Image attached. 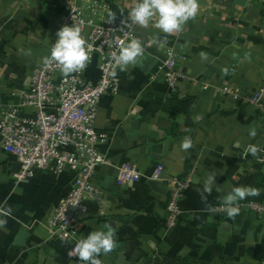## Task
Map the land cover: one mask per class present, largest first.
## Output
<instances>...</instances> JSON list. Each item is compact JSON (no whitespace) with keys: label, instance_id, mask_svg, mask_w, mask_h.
Segmentation results:
<instances>
[{"label":"crops","instance_id":"0c3cea01","mask_svg":"<svg viewBox=\"0 0 264 264\" xmlns=\"http://www.w3.org/2000/svg\"><path fill=\"white\" fill-rule=\"evenodd\" d=\"M71 1L0 0V105L20 104V91L29 86L33 67L49 55ZM111 2L118 4L119 12L132 6V0H101L103 16H111ZM199 5L195 20L175 35L156 29L155 18L146 28L138 25L137 39L149 42L145 56L127 72L118 70L120 91L104 95L99 103L96 128L107 135L99 149L111 164L97 170L95 184L103 195L90 202L79 239L110 223L116 229V246L98 257L103 262L120 264L119 253L123 264L166 253L195 254L212 264H264V216L244 211L233 219L213 211L236 186L260 189L259 196L244 200L264 203V163L245 155L250 144L264 146V109L243 99L264 84V7L250 0H199ZM18 8L25 10L22 18L5 28ZM90 30L85 26L82 35L86 38ZM163 37L180 56L177 69L187 76L175 94L160 69ZM202 51L208 60H201ZM98 66L95 55L86 79H98ZM224 86L232 92L222 94ZM173 95L193 97L192 130L185 127L184 113L145 110L150 102L163 105ZM251 128L257 131L255 137L249 135ZM185 136L194 142L188 151L181 149ZM155 144H161V153H154L158 158L152 155ZM123 163L135 165L144 176L133 184H117L116 166ZM159 165L162 170L156 171ZM18 169V161L0 146V206L13 210L0 229V264H81L78 257L68 256L75 240L59 238L48 229L56 206L73 184L72 173L68 168L58 175L37 170L28 182L17 184L13 173ZM189 173L192 185L181 201L176 226L169 229V179ZM208 176H215V183L204 202L198 189ZM151 179H160L162 193L151 187ZM22 230L28 235L18 246Z\"/></svg>","mask_w":264,"mask_h":264},{"label":"built area","instance_id":"2783aa9c","mask_svg":"<svg viewBox=\"0 0 264 264\" xmlns=\"http://www.w3.org/2000/svg\"><path fill=\"white\" fill-rule=\"evenodd\" d=\"M250 1L264 7V0ZM137 2L132 0L131 8ZM83 6L87 7L88 12H84ZM101 10V0H72L65 5L64 12L65 26H80L82 32L85 26H91L85 39L93 49L91 62L95 55L99 58V77L96 81L86 79V70L65 78L55 62L45 65L41 61L32 69L29 86L20 91V104L0 105V146L19 163V169L13 173L17 184L28 182L37 170L58 175L68 168L72 173L73 184L56 206L48 229L59 238L74 239L75 244L80 240L79 228L89 214L90 202L103 195L102 189L95 184L97 170L111 164L99 149L107 135L96 128L98 106L104 95L120 91L119 69L115 66L114 58L119 54L121 45L137 39L138 25L130 21L129 11L119 12L111 19V16H103ZM57 39L55 36L52 40L48 56ZM142 44L146 50L149 42ZM162 44L165 58L161 60L160 69L175 94L187 76L177 69L180 56L169 44L168 38L163 37ZM113 71L117 73L115 77ZM221 92L232 91L224 86ZM235 95L240 97L239 94ZM243 99L264 109V84L252 95L243 96ZM132 111H135L134 108ZM259 148L262 149L259 153L261 160L257 161L264 163V146ZM116 169V182L119 185L133 184L144 176L131 163H123ZM160 170L161 165L156 171ZM191 185V173L169 179L166 204V225L169 229L176 226L182 213L181 201ZM238 205L240 212H256L264 216L263 202L240 200ZM213 211L221 216L227 214L223 203L214 207ZM100 264L109 263L100 260Z\"/></svg>","mask_w":264,"mask_h":264},{"label":"clouds","instance_id":"9594fccd","mask_svg":"<svg viewBox=\"0 0 264 264\" xmlns=\"http://www.w3.org/2000/svg\"><path fill=\"white\" fill-rule=\"evenodd\" d=\"M123 11V9H121ZM200 11L199 0H138V2L129 10V19L132 23L141 27H148L150 22H155L153 26L168 35H175L183 30V26L190 20H195ZM111 19L115 13L110 14ZM58 39L54 43L50 56L43 58V63L48 65L55 62L61 74L67 78L71 74L81 73L91 63L93 51L82 35L80 26H64L56 33ZM97 51H99L97 49ZM145 56V48L139 39H131L126 44L121 45L119 54L115 56L114 62L116 68L121 72H127L129 66L135 67L141 63ZM201 60H208V53H200ZM245 59H251L250 53L245 54ZM222 73L227 75L228 69L223 68ZM112 75H117L113 71ZM199 119V118H197ZM187 131V129H186ZM249 135L255 137L257 131L255 128L249 130ZM194 142L190 136H185L181 142V149L188 151L192 149ZM262 151L257 145H248L245 155L250 153L261 160L259 153ZM215 176H208L204 181L202 189H198L201 199L207 202V195L211 194ZM260 195V189L251 186H236L230 193L223 197L224 210L229 218H235L240 213L238 201L247 197ZM10 206H0V229L7 225V218L12 216ZM116 246V229L106 223L102 230L90 232L86 238L80 239L68 252L69 257H78L81 264H100L98 257L101 254L110 253Z\"/></svg>","mask_w":264,"mask_h":264},{"label":"trees","instance_id":"16d2710c","mask_svg":"<svg viewBox=\"0 0 264 264\" xmlns=\"http://www.w3.org/2000/svg\"><path fill=\"white\" fill-rule=\"evenodd\" d=\"M57 1V0H56ZM111 10L112 14L119 13L118 4L111 2ZM193 102V97L190 95H185L182 98H178L177 96H171L165 104L159 105L153 102H150L148 106L145 108L149 113H153L159 110H166L169 113L181 112L186 115L185 127L187 129L192 130L194 127V122L191 119L189 114L190 106ZM248 199V198H247ZM131 264H212L207 259L197 256L195 254H185V255H170L166 253H160L156 255L147 254L142 258V260L131 263Z\"/></svg>","mask_w":264,"mask_h":264},{"label":"water","instance_id":"95a60500","mask_svg":"<svg viewBox=\"0 0 264 264\" xmlns=\"http://www.w3.org/2000/svg\"><path fill=\"white\" fill-rule=\"evenodd\" d=\"M25 13V10L22 9V8H18V10L16 11V13L14 14V16L7 22V24L5 25V28H9L10 25L12 24V22L15 20V19H21L22 18V15ZM2 137L0 135V141H1ZM160 148H161V144H155L153 147H152V151H153V157L155 158H158L156 154L154 153H161L160 151ZM167 146H165V150H164V153L167 151ZM149 184L151 185V187L156 190L157 192H163V188L161 187V182H160V179L159 180H156V179H151L149 180ZM166 189V188H165ZM168 191V189H167ZM27 232L22 230L19 232V235L17 237V240L15 242L16 245L18 246H22L23 245V240L25 239V237L27 236ZM57 236V235H56ZM119 256H117V261L120 263V264H123L124 263V259H123V256H121V254L119 253L118 254Z\"/></svg>","mask_w":264,"mask_h":264}]
</instances>
